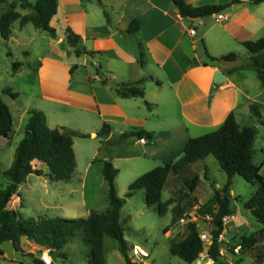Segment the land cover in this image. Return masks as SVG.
Instances as JSON below:
<instances>
[{"label":"crops","instance_id":"crops-1","mask_svg":"<svg viewBox=\"0 0 264 264\" xmlns=\"http://www.w3.org/2000/svg\"><path fill=\"white\" fill-rule=\"evenodd\" d=\"M14 1L0 0L5 5L2 14ZM27 1L34 5L38 0ZM185 1L195 8H227L219 15L191 22L180 15L171 0H58L57 14L51 21L57 37L46 33L48 47L38 58L36 83L41 99L49 104V108L39 111L46 115L50 129H63L73 135L76 162V149L93 151L92 141L99 138L105 125L109 127L110 136L101 137L102 143H109L111 137L116 136L114 144L125 150L111 161L113 166L117 168L119 161L129 172L140 165L153 169L178 162L191 139L216 131L231 114L241 128L255 126L259 130L258 138H264V84L257 70L250 67L251 54L244 46L247 42L264 39V3L256 5V0ZM17 12L22 16L32 13L20 6ZM219 16L223 19L218 20ZM133 22L138 23V30L131 33ZM14 25L9 42L15 37ZM191 30L198 32L196 37L191 36ZM68 32L79 37L76 49L82 52L80 56L67 43ZM25 55L31 53L25 52ZM232 55L243 63L233 69L223 68L221 61ZM217 73L222 76V84L215 82ZM144 79H147L143 86L145 98L118 95L117 88L122 84H136ZM112 83L115 84L112 86ZM26 112L25 126L30 114ZM140 133L141 137L123 138L124 134ZM141 138L146 140L144 144ZM5 141L10 144L11 138ZM259 145L256 151H260L262 159L260 165H255L262 171L264 144ZM13 161L14 158L11 164ZM36 163L41 165L38 170H42L44 176L33 174L27 181L47 194L50 185L57 181L47 176L46 166ZM144 173H138L134 180ZM32 177L42 182L35 183ZM214 190L221 189L217 186ZM257 190L258 187L250 197ZM72 193H69V207L78 205ZM137 193L146 195L144 191ZM231 195L233 201V191ZM213 196L214 193L209 200ZM13 200L9 208L20 213L24 208L23 199L19 204ZM81 205L86 208L85 218L111 209L100 212L97 207L89 208L84 198ZM59 207L62 209L64 205ZM236 218H231L234 222L229 224V229L249 228L247 222ZM5 243L13 245L12 242L0 244V264H42L40 255L47 251L56 264L54 256L62 257L68 246L51 252L22 239L20 250L13 245L14 250L10 252L4 249Z\"/></svg>","mask_w":264,"mask_h":264},{"label":"trees","instance_id":"trees-1","mask_svg":"<svg viewBox=\"0 0 264 264\" xmlns=\"http://www.w3.org/2000/svg\"><path fill=\"white\" fill-rule=\"evenodd\" d=\"M83 2L91 0H81ZM173 1L180 15L188 18H208L221 14L227 7L206 6L195 8L185 0ZM5 2V0H2ZM264 3V0H256L255 4ZM20 6L23 10H31V14L22 16L17 12ZM58 0H38L34 5L27 0H15L10 9L0 16V38L9 41L12 35V27L16 22L24 27L32 24L35 29L47 33L56 38V30L51 27V21L57 14ZM138 30V23L133 22L130 32ZM80 42L79 37L71 32L67 33V43L74 49ZM245 48L251 54L250 67L257 70L264 84V39L255 42H247ZM80 56L82 52L76 49ZM234 59L235 56H229ZM213 61H217L212 59ZM19 64L15 65L17 69ZM147 79L136 84H122L117 88V93L122 98H145L144 83ZM104 84H108L105 80ZM13 98L17 94H11ZM14 133V121L9 106L0 99V137L10 139ZM140 134H124L123 138L141 137ZM100 136L109 137L110 130L107 125L102 129ZM259 136V130L253 127L241 128L234 114H231L225 123L216 131L207 135L191 139L185 146L183 156L176 163H167L141 177L128 187V194L121 199L115 188V180L119 175L112 162L104 163L103 175L109 187V199L111 209L106 213H92L87 218L62 219L40 218L25 219L19 212L9 208L14 197H20V187L26 183L30 175L44 176L42 170L35 169L34 162L46 166L49 170L47 176L57 182H69L73 179L76 171V157L74 152L73 135L67 132L63 134L59 129H50L46 115L40 111L29 114V120L25 126V135L15 151L12 166L0 174L8 179V185L0 190V244L12 242L15 249L20 250L22 239L41 247H47L54 251H61L67 246L79 232L85 236V241L91 246L89 264H106L104 257V237L115 239L119 244V250L128 264L131 261L127 255L128 245L125 239V230L121 218V211L128 199L137 192L146 193L147 205L155 208L160 215L167 213L173 203L169 200L162 203L163 191L171 175H181L184 171L197 163L203 162L213 156L221 170L228 177L227 184L222 190H217L210 205L206 208L207 213L213 216L216 230L213 232L214 242L211 250L212 256L218 264L219 245L217 238L226 228L225 220L235 215L232 208V181L236 176H241L248 183L258 187L257 192L248 199L244 207L252 217L261 225V230L247 237H242V250L251 249L257 243V236L264 238V178L261 176V167L256 166L255 144ZM264 166V163H263ZM198 176L183 178L185 187L194 193L199 185ZM179 220H182L179 219ZM178 220L173 219L174 225ZM168 229L165 230V233ZM234 250V248H233ZM172 256L179 258L185 263L195 262L203 252V244L199 237L196 224L188 225V233L180 240L173 239L170 243Z\"/></svg>","mask_w":264,"mask_h":264},{"label":"rangeland","instance_id":"rangeland-1","mask_svg":"<svg viewBox=\"0 0 264 264\" xmlns=\"http://www.w3.org/2000/svg\"><path fill=\"white\" fill-rule=\"evenodd\" d=\"M11 1L13 0H5V2ZM4 7L5 5L0 2V16ZM14 34V40L10 42L0 38V99L9 106L14 120V133L10 144L0 137V168L2 170H7L12 165L11 160L14 158L15 151L24 138L25 123L28 119L24 111L31 113L49 108V104L41 99L40 89L36 83L38 58L47 50L49 36L35 29L32 24L22 29L19 23L14 25ZM25 52H30L31 55H25ZM16 64H19L17 69H15ZM11 94H18V96L13 98ZM101 137L103 136L92 141L95 144L93 151L89 148L76 149V171L71 181L51 184L47 194L37 185L32 187L30 180L20 187V196L24 202V208L20 210V213L25 219L85 218L86 208L81 205L82 198L89 208L97 207L100 212H105L111 207L109 187L103 175L104 163L111 162L125 150L118 144L102 143ZM259 144H264L263 137L258 138L256 150L259 149ZM261 159L260 151H256L254 163L260 165ZM33 166L38 169L41 165L34 162ZM116 167L117 170H121L115 181V188L121 199L126 198L128 194L126 185L130 182V185L134 183L138 179L134 180L138 173L146 174L156 169L140 165L136 170L129 172L126 167L121 166L119 161L116 162ZM260 174L264 178V167ZM195 176L199 177L200 184L197 191L190 193L183 183V178ZM31 180L35 183L42 182V179L37 177H32ZM227 182L226 173L211 156L206 161L190 167L181 175L169 177L163 191L162 203L169 200L173 203L166 214L160 215L155 208H150L144 193H137L128 199L121 211V218L129 259L132 257L133 248L139 247L150 255L147 261L149 264H186L172 256L170 243L173 239H182L188 233V225L191 223L196 224L199 232L209 229L205 216L209 214L206 208L210 205V195L215 193V187L218 186L222 190ZM7 184L8 179L0 174V190H3ZM256 188L241 176H236L232 181L234 194L232 208L235 211L233 217L237 216V221L247 222L249 228L241 231L229 229V224L234 220H231L232 217L225 220V237L229 245L220 264H264V238L259 235L256 237L257 243L253 248L244 249L239 254H235L233 250L242 244L243 236L249 237L260 231L261 225L243 205ZM71 191H73L74 200L78 203L75 207H69ZM21 198L17 197L13 201L19 204ZM200 200L202 204L199 203ZM61 205H64V208L60 209ZM174 218L178 220L175 225ZM181 218L182 220H179ZM166 229H168L167 233H165ZM83 235L82 232L76 235L65 248L62 257L54 256L56 264H89L91 246L87 244ZM43 248L48 250L47 247ZM4 249L11 252L14 247L11 243H5ZM104 257L106 264H128L119 250L118 242L110 237H105L104 240Z\"/></svg>","mask_w":264,"mask_h":264},{"label":"built area","instance_id":"built-area-1","mask_svg":"<svg viewBox=\"0 0 264 264\" xmlns=\"http://www.w3.org/2000/svg\"><path fill=\"white\" fill-rule=\"evenodd\" d=\"M223 16H219L218 20H222ZM191 36L196 37L198 32L196 30H191L190 32ZM141 143H145L146 140L144 138H141ZM205 221L209 226L208 230H204L199 232L200 240L203 244V252L199 256V258L191 263V264H218L216 259L212 256L211 250L214 242V236L213 232L216 230L214 226V220L213 216L211 214H207L205 216ZM226 231L224 230L220 235L218 236L217 243L219 245V252H218V260L220 261L225 253H227L228 250V241L226 240ZM240 251H242L241 247L234 248V253L239 254ZM150 258V255L145 250L140 249L139 247H134L132 251V257L130 258V261L132 264H149L147 261ZM40 261L42 264H53V259L51 257L50 252H42L40 255ZM188 264V263H186Z\"/></svg>","mask_w":264,"mask_h":264},{"label":"water","instance_id":"water-1","mask_svg":"<svg viewBox=\"0 0 264 264\" xmlns=\"http://www.w3.org/2000/svg\"><path fill=\"white\" fill-rule=\"evenodd\" d=\"M172 5L177 7L176 4L171 1ZM189 21L191 22H198L200 20V18H188ZM243 62L241 60H237V59H230V58H224L222 61H221V66L225 69H233L239 65H241ZM221 74L220 73H217L216 76H215V82L217 84H222L223 81L220 80L221 78ZM115 83H112L111 85L113 86ZM59 132L60 133H64V130L63 129H59ZM110 142L111 143H115L116 142V136H112L111 139H110Z\"/></svg>","mask_w":264,"mask_h":264}]
</instances>
